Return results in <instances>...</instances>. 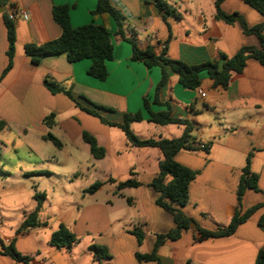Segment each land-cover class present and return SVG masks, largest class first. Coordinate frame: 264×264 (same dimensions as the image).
I'll list each match as a JSON object with an SVG mask.
<instances>
[{"label": "crops", "instance_id": "crops-1", "mask_svg": "<svg viewBox=\"0 0 264 264\" xmlns=\"http://www.w3.org/2000/svg\"><path fill=\"white\" fill-rule=\"evenodd\" d=\"M165 1L179 14L178 18L162 15L153 0H109L124 17L126 34L135 37L140 48L151 46L156 52L164 49L172 60L194 65L215 61L220 53L233 56L242 47L259 45L254 35L243 34L238 23L229 25L216 19L214 0ZM96 2L7 0L6 6H0L4 8L0 11V77L7 65L2 13L21 8L28 15L27 20L14 21L13 65L0 79V121L24 132L35 129L43 134L46 126L43 119L53 113L51 129L56 126L64 129L69 143L75 145L71 155L77 165L81 166L77 151L85 144L82 133L86 132L104 149L103 158L98 160H111L110 173L116 175L107 180L110 195L101 199L96 196L104 183L93 192L81 189L79 198L69 200L57 212L48 210L42 202L39 219L45 226L18 232L24 216L8 226L0 219V250L1 243L12 244L28 258V264H157L138 263L135 255L149 254L156 235L174 227L171 215L156 204L157 193L150 186L158 172L160 151L131 146L118 128L80 110L62 93L51 94L43 85L47 78L69 90L80 105L97 110L109 121L120 123L124 114L140 113L142 121L131 123L130 129L141 139L176 138L183 132V126L150 123L142 105L144 97L151 111L169 110L171 117L188 120L193 125L190 133L193 149L180 150L175 160L197 172L188 186V200L182 210L201 229L213 231L228 224L236 207V189L249 158V171L258 178L257 190L246 189L242 196V211L256 207L246 221L234 233L222 237L200 239L196 228H190L178 239L165 241L156 254L160 264H254L258 251L264 250V67L248 59L242 72L233 75L226 88L212 87L206 72H201V84L196 90L182 87L177 75L167 68L166 82L158 93L160 104H154L160 68L130 61L131 46L114 36L117 27L112 17L92 14ZM63 5L69 7L72 27L94 23L110 34L113 57L106 62L108 75L104 81L87 74L88 59L69 63L61 54L43 58L34 65L24 53L26 44H42L59 36L60 29L51 10ZM220 8L226 14L238 13L249 27L264 21V15L241 0H223ZM199 91L205 93L203 98ZM11 112L20 113V118L6 114ZM62 140L59 150L66 147ZM86 160L90 162L89 157ZM0 175L7 176L1 170ZM127 179L140 185L117 190L118 183ZM35 204L34 200L29 212ZM59 225L67 227L78 243L69 249L50 245V236ZM133 231L142 233L141 243ZM91 245L104 247L110 259H97L88 250ZM0 264L24 263L0 255Z\"/></svg>", "mask_w": 264, "mask_h": 264}, {"label": "trees", "instance_id": "trees-1", "mask_svg": "<svg viewBox=\"0 0 264 264\" xmlns=\"http://www.w3.org/2000/svg\"><path fill=\"white\" fill-rule=\"evenodd\" d=\"M222 1L223 0H214L216 19L229 25L238 23L243 34L254 35L258 39L259 45L258 47H242L233 56H226L220 53L215 61L194 65L168 58L164 49L156 52L151 46L140 48L135 37L126 34L124 29V17L118 10L111 6L109 0H97L92 14H108L112 17L117 27L114 36L118 40L129 43L131 46L130 61L140 62L147 68L154 66L160 68L161 78L155 87L152 101L154 104H160L158 93L162 85L166 82L167 68L177 75L178 82L182 87L189 90H196L201 84L199 77L201 72H206L209 79L212 81V87L226 88L231 77L242 72L248 59H254L264 67V21L249 27L244 18L238 13H224L220 8ZM241 1L252 7L261 15H264V0ZM6 2L7 0H0V6H6ZM153 3L162 15H172L175 18L179 17V14L165 0H153ZM11 9L13 8L9 10L11 11ZM51 16L59 27L60 34L57 38L42 44H26L24 46V53L29 57L31 63L37 65L43 58L61 54L65 55L69 63L88 59L90 61V67L87 70V74L99 81H104L108 75L106 62L112 60L113 57V44L108 31L103 26L94 23L76 28L72 27L69 22V7L66 5L53 6ZM2 18L7 40V65L2 71L0 79L12 68L16 41L14 20L9 19L6 11L2 13ZM43 85L51 94L62 93L68 97L77 108L97 117L101 123L121 130L131 146L137 148H157L160 151L162 158L158 162V172L151 180L150 186L157 193L156 204L171 215L174 227L165 234L156 235L154 245L149 254L136 253L135 256L138 263L142 261H154L160 264L156 254L158 247L167 240L174 241L178 239L183 231L190 228H196L200 239L229 236L234 233L238 225L245 222L256 209V207H251L242 211V196L246 189L257 190L258 177L250 173L249 158H247L246 166L242 171L236 189V207L230 221L226 226L217 227L213 231L201 229L196 222L182 210L188 200V186L194 180L197 172L175 160V155L180 150L193 149L191 146L192 137L190 135L193 125L188 120L171 117L169 110L161 112L151 111L150 103L144 97L142 99V105L149 115L148 121L150 123L156 125L173 124L183 126V132L176 138L141 139L130 129L131 123L142 121L140 113L124 114L122 122H112L102 117L97 110L87 109L80 105L69 90L59 87L54 81L46 78L43 80ZM94 106L97 107L96 105ZM43 123L48 128H51L54 124V114L50 113L47 115L43 119ZM4 126L5 123L0 121V129ZM43 139L51 141L57 148L61 147L60 141L50 133L43 136ZM82 141L88 146L89 152L94 159L103 158L105 154L104 149L97 145L96 139L92 135L83 132ZM139 185V182L133 179H127L123 182H119L116 188L117 190L122 188H136ZM100 186L101 183L96 182L91 185L87 191H96ZM33 199L36 202L35 207L31 212L24 215L17 230L18 232L46 225L45 222H41L39 219L44 195L35 193ZM133 234L136 236L138 243H141L142 233L133 231ZM76 243H78V238L64 225H59L51 234L49 240L50 245L65 249L71 248ZM88 250L94 252L97 259H110V255L104 247L91 245L88 247ZM0 255H6L15 261L28 264V258L18 253L12 244L5 246L1 243ZM254 264H264V250L258 251Z\"/></svg>", "mask_w": 264, "mask_h": 264}, {"label": "rangeland", "instance_id": "rangeland-1", "mask_svg": "<svg viewBox=\"0 0 264 264\" xmlns=\"http://www.w3.org/2000/svg\"><path fill=\"white\" fill-rule=\"evenodd\" d=\"M6 114H11L13 118L21 116L18 112ZM79 123L82 124L83 120L79 119ZM44 128L43 134L35 129L24 132L16 126L0 129V170L7 174L6 177L0 175V219L6 226L16 224L31 210L35 193L43 194L44 206L55 212L69 200L79 198L81 189L87 190L96 182L105 184L97 199L110 195L107 180L109 177L116 178L110 173L112 161L94 159L84 144L77 151L81 162L79 166L71 155L75 145L69 143L64 129L59 126ZM48 133L59 140L64 139L66 147L59 150L51 141L41 137ZM76 173L78 178L74 177Z\"/></svg>", "mask_w": 264, "mask_h": 264}, {"label": "built area", "instance_id": "built-area-1", "mask_svg": "<svg viewBox=\"0 0 264 264\" xmlns=\"http://www.w3.org/2000/svg\"><path fill=\"white\" fill-rule=\"evenodd\" d=\"M9 19L15 20L16 18H20L22 20H27L28 15L27 13L21 9V8H16V9H12L9 14H8ZM200 97H204L205 93H203L202 91L198 92Z\"/></svg>", "mask_w": 264, "mask_h": 264}, {"label": "water", "instance_id": "water-1", "mask_svg": "<svg viewBox=\"0 0 264 264\" xmlns=\"http://www.w3.org/2000/svg\"><path fill=\"white\" fill-rule=\"evenodd\" d=\"M3 10H4V8H3V7H1V8H0V11H3Z\"/></svg>", "mask_w": 264, "mask_h": 264}]
</instances>
